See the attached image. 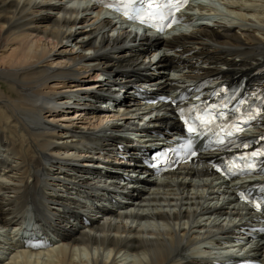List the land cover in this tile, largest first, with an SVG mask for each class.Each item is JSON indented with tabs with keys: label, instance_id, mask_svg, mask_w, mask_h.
I'll list each match as a JSON object with an SVG mask.
<instances>
[{
	"label": "bare ground",
	"instance_id": "obj_1",
	"mask_svg": "<svg viewBox=\"0 0 264 264\" xmlns=\"http://www.w3.org/2000/svg\"><path fill=\"white\" fill-rule=\"evenodd\" d=\"M68 1L0 0V75L9 83L0 89V264H213L211 250L194 252L214 243L197 242L208 233L231 240L248 237L264 258V236L252 238L253 223L241 222L242 208L232 200L224 203L222 187L211 186L216 177L207 157L145 183L144 191L132 190L131 203L122 207L103 202L100 191L89 189L105 209L102 220L90 204L59 196L57 190L68 181L77 193L76 187L90 184L85 175L98 169L86 167L97 163L89 151L101 156L115 153L119 144L132 146L124 136L128 130L148 134L140 128L144 124L165 135L179 131L165 107L150 121L135 123L133 114L146 106L132 101L131 93L113 111L89 108L92 98L114 96L112 86L160 81L163 93L183 82L171 80L164 74L168 70L184 79L219 82L244 75L250 88L263 84L264 0H211L219 10L216 20L201 26L203 19H195L198 27L174 28L163 37H155V31L138 35L140 26L124 25L116 14L89 7L87 0ZM160 42L167 49L153 53V60L159 57L153 61L149 50ZM104 74L107 79L99 83L96 78ZM90 80L95 82L85 84ZM75 96L83 100L75 105H83L78 111H91L88 117H58ZM62 151H82L79 156L86 158L78 161L80 167L64 157L62 164L57 161ZM106 157L107 165L120 168L116 158ZM61 166L67 171L56 172ZM27 209L59 241L35 251L20 248L17 236Z\"/></svg>",
	"mask_w": 264,
	"mask_h": 264
},
{
	"label": "snow or ice",
	"instance_id": "obj_2",
	"mask_svg": "<svg viewBox=\"0 0 264 264\" xmlns=\"http://www.w3.org/2000/svg\"><path fill=\"white\" fill-rule=\"evenodd\" d=\"M104 3L107 8L122 11L130 20H139L140 23L151 21V27H156L157 31L163 32L166 28L173 27L179 23V13L190 4V0H98ZM221 91H226L221 89ZM219 96L220 93H213ZM255 95V94H254ZM172 104L184 102L185 97L162 98ZM199 101L200 97H196ZM260 106L250 107L248 99H236L235 95L226 96L219 103L201 102L190 105L186 108H179V115L185 124L189 139L184 147L188 150L189 157H195L197 152L194 150L193 139L206 137L209 134L216 137L215 143L225 144L234 143L233 137H239L244 132L245 126L252 120L264 115V97H260ZM235 101V103H233ZM264 140V137H261ZM249 148L250 143H243L237 147ZM264 157V148L253 150L249 154H244L234 158L227 172L233 175L238 172L252 173L256 171L257 165L253 162L254 158ZM242 161V164H237ZM218 171H225L219 166L214 165ZM235 169V170H234ZM264 171V168H261ZM264 191V185L261 186ZM241 200L251 203L257 211L264 210V197L259 201L251 200L244 192L239 193ZM264 231V229H262ZM39 245H33L38 247Z\"/></svg>",
	"mask_w": 264,
	"mask_h": 264
},
{
	"label": "rangeland",
	"instance_id": "obj_3",
	"mask_svg": "<svg viewBox=\"0 0 264 264\" xmlns=\"http://www.w3.org/2000/svg\"><path fill=\"white\" fill-rule=\"evenodd\" d=\"M53 2H54V1H53ZM218 7H220V6H218ZM222 8H223V6H222ZM91 14H92V13H91ZM91 14H89V15H91ZM50 15L52 16V15H54V13H51V12H50ZM92 16H93V14H92L90 17H92ZM86 24H87V23H86ZM80 27H81V26H80ZM80 27H76V28H74V31H78V30L80 31V30H82V29H83V30L88 29V26H85V27H82V28H80ZM128 31H130V30H128ZM110 34H112V32H110ZM69 44H70V43H67L66 46H68L69 48H71V47H70L71 45L69 46ZM57 49H58V48H57ZM128 49H129V48H128ZM55 50H56V49H55ZM85 53H86V54H92L91 51H90V52L87 51V52H85ZM149 54H150V52H149ZM5 82H6V81H5V80L1 77V75H0V89H2V88H6V89H7L9 83H8V82L5 83ZM76 82H77V81H76ZM94 82H95V81H93V80L91 81V80H90L89 82H85V84H87V83H92V84H93ZM50 86H51V84H50ZM115 87H116V86H115ZM94 88H95V87H94ZM94 88H93V89H94ZM62 90H66V89H62ZM76 91H78V90H74V92H76ZM79 91H80V90H79ZM76 94H77V93H76ZM93 96H94V94L91 95V97H93ZM75 97H76V98H79V99L81 98V96H75ZM128 97H129V95L127 94V98H128ZM80 100H81V99H80ZM88 103H89V101H88ZM89 105L91 106V104H89ZM90 106H89V108H90ZM69 108H70V109H69ZM99 109H101V110H103V111H106V110H112V111H113V110H114V108H110V109H108V108H105V109H104V108H103V109H102V108H99ZM62 110H63V111H62ZM72 110H73V109H71V107H68V108H67V107H66V108H61V111L58 112V114H59L58 117H61V115H62V116H64V115H65V116L68 115V116H70V117H74V115H75V113H76L75 116H76V119H77V118H78V115H79V117H80V116L88 117L89 113L91 112V111H90V112L87 114L86 111L82 112V111L74 110V111L72 112ZM77 112H79V113H77ZM80 112H82L83 115H81ZM47 119H48V118H47ZM118 120H120V119H114V121H118ZM151 120H152V119H151ZM149 121H150V120H149ZM87 160H90V159H87ZM80 164H81V163H80Z\"/></svg>",
	"mask_w": 264,
	"mask_h": 264
}]
</instances>
